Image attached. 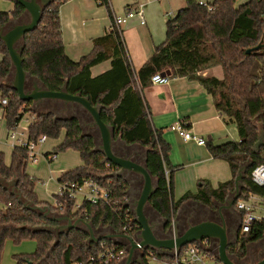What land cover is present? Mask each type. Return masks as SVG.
<instances>
[{"label": "trees", "instance_id": "1", "mask_svg": "<svg viewBox=\"0 0 264 264\" xmlns=\"http://www.w3.org/2000/svg\"><path fill=\"white\" fill-rule=\"evenodd\" d=\"M10 1L14 9L12 12L0 10V27L22 19L24 7L15 0ZM66 1L54 0L44 10L38 27L26 34L23 68L50 91L58 92L67 85L69 94H81L93 106H101V118L115 129L116 139L146 150V165L157 182L150 206L158 214L171 221L181 205L189 200L205 205L225 201L234 192L239 170L246 164L250 166L244 176L240 199L264 193L251 181L253 169L264 164V0H249L240 5H237L238 0H213L206 5L186 0L185 7L168 21L165 42L156 47L138 72L132 67L122 34L117 30L94 39L90 54L79 61L72 60L62 40L60 7ZM99 1L110 8L109 0ZM258 46H261L259 50L247 53ZM0 54L4 56L0 60V109L5 111L8 129L16 127L30 114L34 118L28 129L32 141L37 142L42 136L59 139L65 131V138L54 154L76 150L83 165L65 172L60 182L92 180L110 189L119 201L117 210L107 204L86 202L77 209L76 201L65 197L59 201L62 207L56 208L39 200L36 179L27 171V150L17 146L9 163L5 153L0 151V263L8 241L14 244L36 242L32 254L15 255L16 264L86 262L103 251L102 242L108 247L125 248L110 240L89 243V234L81 229L56 234L59 223L25 208L13 194V191L19 192L24 201L48 207L56 215H67L72 220L82 218L94 227H111L118 232L122 231L126 212L133 216L126 206L128 184L118 175L119 168L95 151L93 137L83 135L77 119L62 120L55 111L37 112L32 102H23L9 83L12 63L1 39ZM107 61L111 62L110 69L94 77L92 68ZM218 66L224 71L223 79L203 75ZM168 72L170 79L187 78L200 83L213 97L224 123L236 126L240 138L239 142L220 146L207 142L214 158L229 163L232 179L217 188L202 181L196 193H188L177 202L173 195L176 169L169 160L171 146L165 141L162 130L154 127L144 97L145 89L152 85V76ZM3 99H7V106L1 105ZM263 237L264 222H257L249 233L240 234L238 243L229 247L228 252L236 260H242L247 256L248 245Z\"/></svg>", "mask_w": 264, "mask_h": 264}, {"label": "crops", "instance_id": "2", "mask_svg": "<svg viewBox=\"0 0 264 264\" xmlns=\"http://www.w3.org/2000/svg\"><path fill=\"white\" fill-rule=\"evenodd\" d=\"M197 1L200 3H210L213 0ZM248 1L249 0H238L237 5ZM7 4V12H12L14 3H12L13 5L11 3ZM109 4L110 8L101 4L99 0H67L61 5L60 19L62 25V40L66 53L72 60L79 61L82 57L90 54L93 49V40L104 36L108 32L114 17H124L129 12H138L142 10L145 18L144 24L141 23L138 17H134L120 27L130 62L135 71L138 72L154 54L156 47L165 42L167 23L185 7L186 0H117L115 4L113 0H109ZM0 55L2 56V60L4 56L2 54ZM110 67V61L104 62L92 68V75L94 77L101 75L108 71ZM95 70L98 71L94 74ZM211 70L214 73L208 74ZM203 75L223 79L224 71L222 67L218 66L206 70L203 72ZM144 97L149 106L154 127L162 130L165 141L171 146L169 160L172 167L176 169L173 175V195L175 202L179 201L188 193H196L202 181H206L214 188H217L220 184L226 183L232 179V171L227 161L214 158L210 153L208 145L199 146L194 142L184 141L182 136L175 129L176 125L183 124L186 130H189L194 135L205 138L208 143L211 142L214 146L240 141L236 126H227L224 123L215 106L213 97L208 94L200 83L188 80L187 78H171L168 85H151L146 88ZM0 111V114L5 116V111L3 109H0ZM64 138L65 131L63 132L62 142ZM47 141L44 144H46ZM118 142L120 141L118 140ZM61 143H59L57 147ZM0 145L11 148L12 152L14 150L8 141L6 119L2 122L0 128ZM41 146L38 148L40 155L42 154ZM133 146L137 147V149L143 153L146 152V150L139 145ZM0 151L3 152L2 149H0ZM51 153L54 154V152ZM50 156V153L42 154V157H46L49 163L53 161L50 160ZM82 165L83 162L78 167ZM65 172H62L57 180H55L52 177L53 171L50 170L51 177L45 185L48 186L51 182H56L57 186L59 185L58 190L53 194L54 198L57 197V193L60 189V177ZM39 200L49 203L47 200L41 198H39ZM224 202L225 201L220 202L216 200L213 201L211 205H205L194 200H189L182 204L177 212L180 213L181 220L190 222L192 224L191 226L203 222L205 218L201 215H205L210 208L217 211L218 214H221L226 219L227 213L232 212L238 217L239 223L241 224L242 214L239 212L240 216L236 213V211H238L235 206L236 203L234 205L235 211L234 209L224 208ZM156 213L154 214L157 218ZM78 219L81 218L73 219V221ZM95 229L96 238L107 236L109 233L111 235L113 231H115L111 227H95ZM115 232L122 233L118 231ZM239 234H241L240 231ZM230 236L231 234L229 233V238ZM110 241L114 244L123 245L124 243V240L120 238ZM215 241L217 240H214V242ZM234 242H236L235 237L234 241L230 243L232 244ZM256 243L258 242L251 243L248 246ZM31 249L35 251L36 245H32ZM209 249L212 251L216 250L213 244H210ZM32 253L33 252L21 254L25 255ZM139 254L140 252H137L136 256L138 257ZM172 258L174 257L166 256L165 258H161L158 256L157 261L164 264ZM148 259V257H144L147 263Z\"/></svg>", "mask_w": 264, "mask_h": 264}, {"label": "water", "instance_id": "3", "mask_svg": "<svg viewBox=\"0 0 264 264\" xmlns=\"http://www.w3.org/2000/svg\"><path fill=\"white\" fill-rule=\"evenodd\" d=\"M19 5L24 7L25 11L22 15L23 18H30L28 23L18 24V21H12L5 27H0V39L6 46L9 57L12 63V74L14 73V80L11 82V87L18 93L20 99L23 102H32L33 108L39 111V104L44 100L62 101L71 106L77 105L84 111H86L92 118L91 125L94 126L98 131L99 135L93 136L85 134L80 117L77 115H71L70 117L60 118L62 120H68L75 118L79 121L83 135L91 136L94 139L95 151L102 153L106 159L121 169L118 175L122 177V172L125 169H133L136 173L140 174L144 178V189L142 195L137 203H133L128 193V206L131 208L136 222L140 227V231L136 234L135 240L138 244L143 247L146 251L152 250L160 256L165 258L166 256H173L176 253H180L181 249L190 244L202 243L203 241H210L213 244L214 240H218V246L216 250L212 251L223 264H238L236 258L228 252V247L236 245L239 241V232L234 235L236 242L230 243L228 241L229 233L226 225H222L210 220V217L218 214L217 211L209 209L204 215L205 220L201 223L191 226L183 234H178L177 225L179 224L180 213L177 212L175 218L171 221L163 218L160 214L152 208V211L157 214V220L150 222L145 214L146 207L150 204V199L155 193L157 188V182L154 180L152 174L148 170L146 165L147 153L145 152L143 161L144 164H138L134 161L118 157L114 153L115 143L119 140L127 149L134 147L133 145H126L121 138L118 140L115 138V129L107 125L101 118V106H93L87 97L78 95H71L67 91V85H65L60 91H50L39 79L30 76L23 68L22 52L25 44V36L27 33L34 31L42 20L44 10L50 6L54 0H15ZM261 48L258 46L254 49H250L247 53L257 51ZM167 76H171V73H165ZM28 84H31L32 91L27 90ZM250 165H243L238 173L235 181V190L232 192L224 202V208L234 209L235 203L240 199L243 180ZM13 194L18 198L19 202L24 205L25 208L36 211L43 214L48 219L59 223L56 229V234L67 233L74 229H81L88 232L90 239L89 242H101L103 240H116L118 238L123 239L124 243L115 244L121 245L127 248L128 257L120 264H144L145 254L140 253L138 257V244L128 235L124 233H117L113 231L104 237H95L96 229L91 224L86 222L84 219H78L73 221L67 215H56L52 213L48 207H37L28 201H24L19 192L13 191ZM235 210V209H234ZM236 211V210H235ZM240 215L239 211H236ZM241 216V215H240ZM242 217V216H241ZM241 225V224H240ZM240 231V229H239ZM110 232V231H109ZM163 236V237H162ZM212 246V245H211ZM259 264H264V260Z\"/></svg>", "mask_w": 264, "mask_h": 264}, {"label": "built area", "instance_id": "4", "mask_svg": "<svg viewBox=\"0 0 264 264\" xmlns=\"http://www.w3.org/2000/svg\"><path fill=\"white\" fill-rule=\"evenodd\" d=\"M206 5V3H200ZM138 17L142 24L145 23L144 13L142 10L138 12H129L124 17H114L113 23L108 30L112 32L117 30L121 32L120 27L125 24L129 19ZM264 19V14H263ZM122 34V33H121ZM170 83V77L157 73L152 76V85H168ZM2 106H7V99L1 101ZM6 119L5 116H0V128L2 122ZM32 117V121H33ZM23 120V119H22ZM31 121V122H32ZM22 122V121H21ZM21 122L12 129H8V141L10 146L14 149L19 146L23 147L28 152L29 164L38 163L40 160V153L38 148L43 145L47 140V136H42L37 142L29 139L28 129L29 125L19 130ZM175 129L182 136L186 142H194L199 146H206L207 140L205 138L194 135L189 130H186L183 124L176 125ZM57 158L56 154H52L50 160H55ZM111 164V163H110ZM167 180L169 173L166 172ZM251 181L254 185L264 190V164L256 166L251 173ZM82 197V201L79 202L78 198ZM69 197L74 199L77 203L76 208H81L84 202L97 205V204H107L112 206L115 210L119 205V201L114 198L113 192L96 183L92 180H85L83 183L79 182H60V189L57 193L53 206L56 208H61L60 200ZM128 207V212H132L131 208ZM236 209L242 214V221L240 225V233L246 234L251 231L252 226L257 222H264V193L263 194H249L246 199H239L236 202ZM119 209V208H118ZM86 214V212H84ZM133 214V212H132ZM140 231L139 225L136 222L135 216H131L126 212L122 233L131 237L135 242V236ZM264 241V237L262 239ZM261 241V240H260ZM259 241V242H260ZM138 244V242H136ZM138 252L144 253L146 257L157 261L158 255L155 251L145 250L138 244ZM210 241H203L202 243H194L184 246L180 253L174 254V258L171 261H167L164 264H223L218 257L209 250ZM103 251L97 255L90 257L86 262H74L72 264H115L116 262H122L128 256L127 248L118 247H108L106 242L101 243Z\"/></svg>", "mask_w": 264, "mask_h": 264}, {"label": "rangeland", "instance_id": "5", "mask_svg": "<svg viewBox=\"0 0 264 264\" xmlns=\"http://www.w3.org/2000/svg\"><path fill=\"white\" fill-rule=\"evenodd\" d=\"M116 1L117 0H113V3L115 4ZM7 3L12 4L13 2L10 0H0V10L1 11L8 10ZM1 58L2 56L0 55V60ZM97 71L98 70H95L94 74ZM212 73L214 72H212L211 70V72H209L208 74H212ZM13 80H14V73L11 75L9 79V83L11 84ZM39 111L54 113V111H52L51 109L47 107H44L42 109L40 108ZM58 117L66 118L70 116L67 114H58ZM31 121H32V116L30 114H26L21 122V126L19 130H22V128L29 125ZM85 134H88V133L85 131ZM62 139H63V133L61 134L60 138L57 140L49 138L47 143L41 146L42 147L41 153L42 154L50 153L52 155L51 152H55L56 150V148H53V147H57V145L62 142ZM0 149L3 150V152L6 155V160L9 162L11 160V153H12L11 148L6 147L4 145H0ZM42 154L40 155V160L38 163L28 164L27 171L32 177H35L36 179L35 190L37 192L38 197L41 199L47 200L49 203H51V205H53L55 201L53 194L58 190L59 185L57 186L56 182H51L48 186L45 185V183L50 180V177H51L50 170L53 171L52 177L55 180H57V178L61 175L62 172L77 168L82 163V159H81L80 153L73 149H69L64 152L58 153L57 158L50 163L48 162L46 157H42ZM82 199L83 198L79 196L78 198L79 202H81ZM0 207H2V204H0ZM32 245H36V242L33 240H28L21 244H14L13 242L8 241L7 245L5 246L3 258L0 264H16L15 255L21 254V253L34 252L31 249ZM263 248H264V241L261 240L260 242L251 245L250 250L252 253L257 254L261 252ZM148 264H163V263L154 261L149 258Z\"/></svg>", "mask_w": 264, "mask_h": 264}, {"label": "flooded vegetation", "instance_id": "6", "mask_svg": "<svg viewBox=\"0 0 264 264\" xmlns=\"http://www.w3.org/2000/svg\"><path fill=\"white\" fill-rule=\"evenodd\" d=\"M29 20L30 18L28 17L23 18L20 21H18V24L27 23L29 22ZM32 89H33L32 85L28 84L27 90L32 91ZM44 107H47L58 114L77 115L81 119L84 132L86 131L88 135H93L96 137L99 135V131L94 126L91 125V121H92L91 116L77 105L71 106L70 104H66L62 101L44 100L39 104V108L42 109ZM113 150L118 157L134 161L141 165L144 164L143 157L145 153L137 149V147H132L131 149H127L124 146H122L120 142L117 141L115 143ZM120 171L121 169H119L118 173H120ZM121 176L128 184V193L130 194L132 202L137 203L144 189L143 176L136 173L133 169H125L122 172ZM145 214L150 222H154L155 220H157L156 215L152 211V208H150V204L146 207ZM179 218L180 219H179V224L177 225V229H178V234L181 235L186 230H188L192 224L186 220L185 221L181 220V216ZM210 220L220 225L224 223V225H226L228 232L231 234L228 241L229 242L234 241L233 236L236 233L238 234L239 224H240L239 219L235 214H233L232 212H228L227 219L223 217L221 214H216L211 216ZM218 243H219L218 240L213 242V246L217 247ZM250 248L251 246H248L247 256L244 259L237 260L238 264H259L261 261L264 260V248L263 250H261V252L257 254L252 253Z\"/></svg>", "mask_w": 264, "mask_h": 264}]
</instances>
